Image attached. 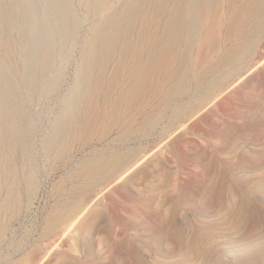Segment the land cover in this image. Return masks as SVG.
I'll use <instances>...</instances> for the list:
<instances>
[{
	"label": "rangeland",
	"instance_id": "rangeland-1",
	"mask_svg": "<svg viewBox=\"0 0 264 264\" xmlns=\"http://www.w3.org/2000/svg\"><path fill=\"white\" fill-rule=\"evenodd\" d=\"M130 1L112 0L108 6ZM71 2L76 35L63 48V60L55 62V69L60 71L57 82L48 89L36 85L33 96L20 94V103L34 120L31 138L27 141L30 161L23 160L18 148L3 151L7 165L0 161V264H94L98 249L122 247L128 239H132L134 247H155L152 232L140 224L143 216H133L131 209L138 211L147 198H154L151 203L154 207L165 202L192 171L209 165L214 156L234 161L246 155L264 156V124L262 129L248 127L238 136L235 145L238 146H233L232 151L231 147L218 148L223 142L219 131L226 122L245 125L264 116V32L251 41V49L239 69L234 67L225 72L211 68L224 49L245 42L240 34L250 28L248 18L233 25V14L226 11L224 0L204 9L200 35L189 44L190 49L185 38L172 46L164 43L157 46L158 56L154 59L149 58L148 52L153 38L160 36L168 18L163 13L164 5L161 10L159 0H149L141 14L140 9L133 13L128 35L125 34V38L124 34L120 35V44L103 68L100 66L102 55L96 54L93 72L98 91L92 96L93 107L88 110V117H79L77 132L68 139L64 153L59 154L56 146H52L46 155L43 137L57 116L60 99L75 80L80 43L106 12L105 7L101 14L96 12L95 15L86 0ZM39 4L35 16L38 23L49 18L46 2L40 0ZM127 36L132 37L134 46L122 54L120 46ZM14 38L16 54L11 57V65L19 84L25 82L26 73L18 49L21 46L26 49L29 42L20 44L21 33L17 30ZM135 53L140 56L139 61ZM161 54L163 60H159ZM186 54L189 55L187 61ZM157 60L159 66L155 68L153 63ZM181 65L189 74L190 85L185 92L178 90L172 94L177 86L173 73L181 70ZM41 73L44 82L53 76L44 69ZM136 75L144 76L146 85L141 80L134 82ZM214 77L223 84L211 95L205 94L203 82ZM121 91L124 96L116 99ZM89 94L87 91L85 97ZM83 107L81 103L80 108ZM94 108L96 117H93ZM154 115H157L155 127L144 128L145 119ZM95 150L106 154L130 150L134 157L109 172L96 169V175L102 179L84 190L81 184L86 180L78 175L79 163ZM253 164L245 161L237 175L248 180L264 177V162L259 166ZM5 166L10 167L11 172L5 173ZM26 169H31L34 177V191H30L24 181ZM127 169L128 173L119 178ZM12 186L16 198L9 197ZM250 195L264 208V179ZM78 202L83 211L76 224L67 229L74 215L80 212L78 209L79 212L67 215V210ZM181 214L178 219L184 222L183 232L189 236L192 226L203 223V219L215 223H224L226 219L204 217L194 211L184 213L185 216ZM263 241L262 225L233 227L226 219L222 228L209 236L207 247H219L222 258L231 262L230 249ZM165 244L163 242L162 247ZM151 255L152 252H148L147 260L156 264L152 263ZM168 264L186 263L170 259ZM190 264H200V261Z\"/></svg>",
	"mask_w": 264,
	"mask_h": 264
},
{
	"label": "bare ground",
	"instance_id": "bare-ground-1",
	"mask_svg": "<svg viewBox=\"0 0 264 264\" xmlns=\"http://www.w3.org/2000/svg\"><path fill=\"white\" fill-rule=\"evenodd\" d=\"M39 1L0 0V155H2L0 161L3 165H7L5 153L17 148L20 150L23 160L30 161V158L27 157L29 151L27 141H30L34 120L27 111L28 109L26 108V110L25 106L20 103V94L22 93L26 97L33 96L36 85L46 87V89L54 86L60 75V71L55 69V62L63 60V48L76 35V25L71 19L73 14L71 0H43L47 4L49 18H45L47 21L44 19V22H39L41 24L36 22L37 20L35 21L36 11L40 5ZM110 1L112 0H86L87 6L95 11V15L96 12L101 14L105 7L106 12L101 15L89 35L80 43V61L75 80L60 99L57 116L50 122L49 130L43 137L46 155L52 146H56L59 154L64 153L68 139L77 132L76 126L79 117L81 115L88 117V110L93 107L92 96L98 91L95 82L96 76L93 72L96 68V54L101 53L100 66L103 68L120 44V35L127 34L131 15L139 9L141 14L142 9H146L149 0H132L128 3L108 6ZM159 1L161 4L159 8L162 10V5H164L163 13L168 15V18L160 36L153 38L148 52L150 59L158 56L157 46L164 43L165 46H172L185 38L188 44L184 43L187 45V49H190L189 44L193 43L200 35L201 17L204 9L221 2V0ZM224 2L226 11L233 14L234 26L241 21L244 22L246 18L250 21L248 31H245L246 33L243 35L240 34L245 42L224 49L223 55H220L221 58H218L211 65L213 71L224 69L225 72H228L231 68H240L239 64L251 49V41L264 32V0H224ZM16 30L21 33L20 44H25V41L29 42L26 49L22 46L18 49L26 73L25 82L19 84L13 75V64L11 65V57L16 54L17 40L14 38ZM165 37L167 38L165 39ZM133 46L132 37L127 36L123 46H120V52L126 53ZM185 52L187 53V50ZM134 55L139 61L140 56L137 53ZM188 56L184 58L186 61L189 60ZM160 59L163 60L164 55L161 54ZM159 60L153 63L155 68L159 66ZM183 62L185 63V61ZM184 66L188 65L184 64ZM43 69L51 71L53 74L45 82L42 73L40 74ZM173 74L174 85L177 86H175L172 94L178 90L185 92L190 85V77L186 69L183 67L181 70H175ZM132 80L134 82L141 80L143 85H146L144 76L139 75ZM134 82L132 81V83ZM203 83L205 85L203 92L208 95L214 93L223 84L215 77L209 78ZM87 91H90L89 97H85ZM121 96H124L122 91L116 99L121 98ZM81 103H83V109L80 108ZM94 110L93 117H96V109L94 108ZM156 120L157 115L146 118L143 127H153ZM263 124L264 116H260L255 122L245 125L226 122L222 130L219 131L220 136L223 137V142L218 148L231 147L230 151H232L233 146L234 148L238 146V144L235 146L238 136L244 133L248 127H255V130L256 128L262 129L260 127ZM4 150L6 152L3 154ZM58 153L57 155L60 156ZM133 157L134 152L130 150L126 153L111 152L108 154L93 151L79 163L78 175L86 180L81 184V187L86 190L89 185L96 184L102 179L96 175V169H106L109 172L115 167L122 166ZM245 161H251L259 166L260 163L264 162V156L262 154H258L256 157L246 155L236 161L214 156L209 161V165L192 171L187 180L177 187L165 202L157 203V207L151 206V203L155 201L153 197L145 199L144 205L138 211L131 209L129 212L133 216L136 214L143 216L140 224L152 232L155 247H134L132 239H128L122 247L97 248L94 264H151L146 258L148 252H152V263L156 264H168L170 259L186 264L197 261H200V264H264V241L230 249L231 262L222 258L219 247H207L210 244H208L209 236L213 235L216 229L222 228L226 219L233 227L246 224L252 228H256L258 225H262L264 228V208L261 203L255 202L250 195V192L254 191V187L258 188L264 177L259 176L248 180L237 175V170L244 167ZM138 163L139 161L135 162L134 166ZM3 169L5 173L11 172V168L8 166ZM128 170L119 178L126 175ZM24 181L28 189L34 191L35 180L31 169L24 171ZM9 197L16 198L14 186H12ZM80 206L81 204L78 202L70 207L67 210L68 213L66 212L67 215L79 212ZM82 211L83 209L74 215L67 229L76 224ZM189 211H194L204 217L217 216L226 219L224 223H215L203 219V223L192 226V234L189 236L183 232L184 222L178 219L180 213H182L180 216H185L184 213ZM163 242L166 244L162 247ZM89 259H91L90 256Z\"/></svg>",
	"mask_w": 264,
	"mask_h": 264
}]
</instances>
